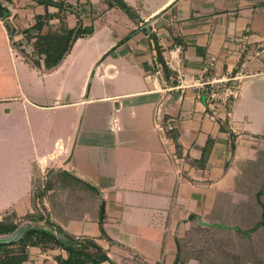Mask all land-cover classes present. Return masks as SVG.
<instances>
[{"label":"crops","instance_id":"obj_1","mask_svg":"<svg viewBox=\"0 0 264 264\" xmlns=\"http://www.w3.org/2000/svg\"><path fill=\"white\" fill-rule=\"evenodd\" d=\"M46 1L0 0L7 14L0 18V157L13 154L23 166L22 187L13 174L16 161L0 166V174H13L6 184L0 179L3 191L22 193L0 217L32 211L34 180L64 170L99 192L105 235L89 189L83 203L44 199L54 222L76 237L94 238L115 264H172L190 216L209 212L217 193L231 191L239 162L254 159L264 146L258 137L264 132V0H162L153 8L127 0L139 12L137 24L122 16L107 22L108 11L100 18L98 0ZM49 1L73 6L65 14L68 28L80 22L94 29L77 38L55 68L42 70V58L35 67L24 53L32 51L36 17L58 13ZM111 25L117 34L97 39L105 44L94 52L96 34ZM80 38L87 41L74 51ZM158 53L181 68L183 88H171L173 72L168 69L167 80ZM203 69L205 80L243 73L237 98L223 107L231 111V126L212 117L204 101L209 87L198 99L189 86ZM168 118L175 137L163 139L156 123ZM209 138L212 147L202 166L197 160ZM58 254L65 256L62 249L31 248L24 264H55Z\"/></svg>","mask_w":264,"mask_h":264},{"label":"trees","instance_id":"obj_2","mask_svg":"<svg viewBox=\"0 0 264 264\" xmlns=\"http://www.w3.org/2000/svg\"><path fill=\"white\" fill-rule=\"evenodd\" d=\"M98 1L97 7H102L100 13L118 8L136 24L141 22L137 9L124 0ZM49 3L58 7V13L55 15L45 13L36 17L37 21L31 27L35 31V40L31 44L32 51L24 53L26 60L35 67H38L39 58H42L44 62L42 70L55 68L70 51L74 41L90 35L94 29L92 25L83 26L80 22L68 28L65 14L73 10L71 8L73 6L61 1ZM6 15L4 7L0 4V18L5 19ZM54 17H58V23L48 24ZM137 29L129 32L128 36ZM157 60L162 65L165 78L170 79L172 74L169 73L160 53ZM169 134L175 137L174 127ZM258 137L264 142V132ZM211 147L212 138H209L201 149L197 163L204 166ZM88 189L96 196L98 223L101 235L104 236L105 217L97 189L67 171L48 170L43 179L37 177L33 182L32 211L22 217H18L14 211H5L0 217V234L11 233L26 220L47 224L53 231L31 229L12 243L0 244V264H24L31 248L41 251L62 249L65 256L61 254L55 256L58 264H115L94 238L76 237L66 232L51 219L45 208L44 199L47 198L58 200L63 198L65 202L73 198L83 203L86 196H89ZM48 190H52L49 195ZM190 220L191 225L185 235L176 240L177 252L172 264H186L190 259H194L197 264H264V146L257 150L254 159L239 162L231 191L217 193L211 210L204 215H191ZM57 232L62 233L72 243L62 242L57 237Z\"/></svg>","mask_w":264,"mask_h":264},{"label":"built area","instance_id":"obj_3","mask_svg":"<svg viewBox=\"0 0 264 264\" xmlns=\"http://www.w3.org/2000/svg\"><path fill=\"white\" fill-rule=\"evenodd\" d=\"M180 47L177 46L176 49ZM166 67L173 72V79L175 80V86L173 88H183V72L181 68L173 65L170 59L165 60ZM206 69H203L200 77L194 80L192 86L197 89L196 97L198 99L201 98V90L209 87V93L205 95L204 101L209 106L212 107V117H221L225 119L226 123L231 126L232 123V116L230 110H225L223 107L230 101H234L238 94H239V81L242 77L243 73L238 72L235 77L233 78H215L212 77L210 79H203V74L205 73ZM160 73V72H158ZM231 79L236 80V83H229ZM159 111V110H158ZM157 130L163 134V139H167V134L173 130L172 120L171 118L166 119L165 121H160L156 123ZM45 253H42V256ZM55 264H58L57 261H54ZM57 262V263H56Z\"/></svg>","mask_w":264,"mask_h":264},{"label":"rangeland","instance_id":"obj_4","mask_svg":"<svg viewBox=\"0 0 264 264\" xmlns=\"http://www.w3.org/2000/svg\"><path fill=\"white\" fill-rule=\"evenodd\" d=\"M125 1V0H124ZM129 1V0H128ZM127 0L125 1L126 3L128 2ZM139 2H142V3H146L148 6H150L149 8H153L155 5H157V4H159V3H161L162 2V0H141V1H139ZM128 4V3H127ZM98 5H99V2H98ZM128 5H130V4H128ZM141 5H143V4H141ZM145 5V4H144ZM130 6H132V4L130 5ZM135 6V5H134ZM102 8V7H101ZM101 8L99 9V10H97V14H98V16L100 17V18H103V12L102 13H100V10H101ZM135 8V7H134ZM108 11V13L107 14H105V18H106V20H107V22H113V21H115V20H120V19H122L120 16H122V17H124L125 19H127L128 17L125 15V14H123L118 8H111V9H108L107 10ZM137 12H138V10H137ZM139 13V12H138ZM123 18V19H124ZM124 22V21H123ZM7 24V23H6ZM97 24H99V22L97 21ZM8 25V24H7ZM117 31H118V28L117 27H115L114 25H111V27L110 28H106V27H104V28H101L100 29V31L96 34V36H95V40H96V42H98L99 44H94L95 46L93 47V46H91V49L92 50H94V52H96V51H99L101 48H103L104 47V45L102 46V44H105L104 42L102 43V42H99V41H103V40H97V39H111L113 36H115V34H117ZM81 40V42H79L78 43V45H76V48H75V50L74 51H76L77 50V48L80 46V45H82V43L84 42V41H87V40H83L84 38H80ZM91 41V40H90ZM106 41H108V40H106ZM93 47V48H92ZM108 49L106 50V51H104V53H103V55L105 56V57H108ZM19 57H20V55H14V60H15V62L16 63H19ZM14 60H13V62H14ZM9 61V60H8ZM79 66V64L77 65V67ZM16 77V76H15ZM21 77V75H19V78ZM92 77H93V79L95 80L96 79V81H101L99 78H94V77H96V73H93L92 74ZM12 79V78H11ZM16 79V83H17V87H18V85H19V80H18V76L15 78ZM89 79V78H88ZM107 80V79H106ZM89 81H91V80H89ZM105 81V80H104ZM36 86H38V85H35L34 87H36ZM22 88H24V87H22ZM13 94V93H12ZM15 94H17V92L15 93ZM254 126H256L255 124H254ZM26 142H28V140H26V139H24L23 141H22V145H24L25 144V147L27 146V144H26ZM25 147H24V149H23V151H25ZM28 147V146H27ZM16 158H17V156H16ZM15 158V156L13 155V154H9V155H6L5 154V157H0V166H5V167H7V166H14V162L16 161V172H14L13 174L14 175H16L15 177L17 178V184H18V186L19 187H22L21 186V183H20V180H22V171H23V166H22V163L21 162H18V159L17 160H15L16 159ZM5 159V160H4ZM13 174H8V173H1L0 174V179L1 180H3L1 183H3V184H6L7 182H9V180L12 178V176H13ZM2 185V184H1ZM25 186L26 187H23V188H27L28 186H29V180L27 179V181H26V184H25ZM1 187V189H0V212L3 210V209H5L6 207H9V206H11V201L12 200H14V198L15 197H17V196H20V195H22V193L20 194V193H18V194H15V195H9V194H7L6 192H8L7 191V189L5 190V191H3V189H2V186H0ZM22 189V188H21ZM24 192V191H23ZM5 193V194H4Z\"/></svg>","mask_w":264,"mask_h":264},{"label":"water","instance_id":"obj_5","mask_svg":"<svg viewBox=\"0 0 264 264\" xmlns=\"http://www.w3.org/2000/svg\"><path fill=\"white\" fill-rule=\"evenodd\" d=\"M10 29L12 26H10ZM147 28V25L145 26ZM31 229H42L46 230L48 232H52L53 228L50 227L47 224L41 223L39 221L35 220H26L20 223L15 230H13L11 233H6V234H0V244H9L12 243L22 237V235ZM57 237L64 243L66 244H71L72 242L65 237L62 233L57 232L56 233Z\"/></svg>","mask_w":264,"mask_h":264}]
</instances>
